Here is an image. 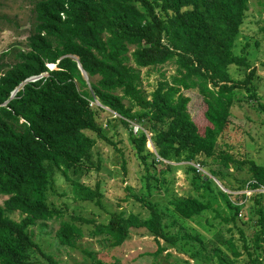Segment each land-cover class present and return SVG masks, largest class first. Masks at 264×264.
I'll list each match as a JSON object with an SVG mask.
<instances>
[{"label":"trees","instance_id":"trees-1","mask_svg":"<svg viewBox=\"0 0 264 264\" xmlns=\"http://www.w3.org/2000/svg\"><path fill=\"white\" fill-rule=\"evenodd\" d=\"M247 1H34L28 48L6 47L0 51V193L6 195L0 204V264L30 263L29 251L39 246L28 227L59 212L46 202L54 167L66 173L89 161L96 142L91 132L107 139L97 118L103 106L118 113L126 125L132 124L128 119L150 122L156 153L145 148L147 134L143 129L130 135L143 161L151 156L152 164H163L165 169H170L171 161H185L196 193L170 197L168 202L180 217L190 218L208 208L220 216L210 199L211 177L201 175L189 161L203 165L205 157L200 156H213L223 166L236 161L230 151H217L216 142L229 122L234 89L252 85L255 68L249 69L247 57L232 50ZM12 51L14 58L10 60ZM167 61L175 64L176 72L159 80L148 97L140 86L138 67ZM232 63L249 69L243 78L230 76L228 67ZM40 73L35 79L25 80ZM192 87H198L206 105L203 116L209 124L202 132L188 110L189 96L182 92ZM93 97H97L98 105L91 104ZM133 106L138 107L133 110ZM157 155L167 161L156 160ZM250 163L254 181L249 186L264 185V164ZM73 190L78 197L100 202L99 192L80 182L73 185ZM218 192L233 209L234 220L239 207L232 204L225 190L219 188ZM134 195L148 208V216L120 210L112 212L106 222L80 217L94 222L86 234L104 235L112 244H120L131 227H143L155 238L156 252L166 248L160 239L168 245H175L181 237L201 239L188 232L170 234L158 203ZM259 195L254 196L258 204ZM12 210L23 215L15 219L6 213ZM255 211L260 227L251 246L239 228L247 264H259L264 259V209L259 205ZM78 218L72 216L71 221L60 223L57 236L62 244L72 246L84 235L81 224L74 221ZM228 242L238 255L240 250L230 239ZM214 252L222 264L220 249ZM41 253L48 264H59L51 254ZM197 254H201L199 248L190 253L195 258Z\"/></svg>","mask_w":264,"mask_h":264},{"label":"rangeland","instance_id":"rangeland-1","mask_svg":"<svg viewBox=\"0 0 264 264\" xmlns=\"http://www.w3.org/2000/svg\"><path fill=\"white\" fill-rule=\"evenodd\" d=\"M34 1L0 0V51L6 47L28 48L27 37L34 20ZM247 4L232 50L247 57L251 64L249 69L255 68L251 77L252 85L234 89L229 122L216 142L217 151H230L236 161L223 166L213 156L199 157H205L204 171L200 173L212 179L210 199L220 216L208 208L190 218L180 217L168 200L175 194L184 196L196 193L190 182V171L185 169V161H171L170 169H165L160 163L152 164L151 156L143 161L135 152L130 135L131 131L134 132L133 124H137L135 132L143 129L147 134L145 148L156 153L150 138L154 132L149 129L150 122L128 119L132 124L126 125L118 113L103 106L97 118L107 139L91 132L96 142L91 148L89 161L84 160L81 166H73L66 173L54 167L46 202L59 212L48 219L37 220L28 227L41 251L51 254L59 264H219L214 252L219 248L224 258L222 264H247L248 255L242 246L239 228L243 230L248 244H253L254 232L260 227L256 222L258 213L255 210L259 205L264 209V189L246 186L254 181L250 160L264 164V0H248ZM156 9L162 16L166 15L159 6ZM13 54L12 51L8 59L13 60ZM138 69L140 86L148 97H151V91L159 80L169 78L176 72L175 64L171 61ZM249 69L236 63L228 67L233 79L243 78ZM182 92L189 96L188 110L202 132L204 126L209 124L203 116L206 107L203 95L198 87L182 89ZM98 102L97 97L91 99L93 106L98 105ZM137 107L133 106V110ZM211 170L217 173L213 174ZM76 182L97 190L100 202H96V198L78 197L73 190ZM239 184L245 185L239 187ZM219 188L231 190L228 197L232 204L239 207L232 221L233 209L219 194ZM134 194L158 203L163 211L165 228L170 234L188 232L201 239L181 237L175 245H168L160 239L166 248L156 252L155 238L143 227H131L120 244H112L111 239L104 235L86 234L94 222H85L80 217L106 222L112 212L120 210L148 216V208ZM258 194L260 204L254 199ZM5 198L6 195L0 193V204ZM6 213L15 219L23 215L18 210ZM72 216L79 217L74 221L81 224L85 233L70 246L59 241L57 229L63 220L71 221ZM222 216L230 219L224 220ZM228 239L240 250L238 255L232 252ZM198 248L201 254H197V258L192 257L190 253ZM39 249L29 251V264H48ZM259 264H264V259Z\"/></svg>","mask_w":264,"mask_h":264},{"label":"built area","instance_id":"built-area-1","mask_svg":"<svg viewBox=\"0 0 264 264\" xmlns=\"http://www.w3.org/2000/svg\"><path fill=\"white\" fill-rule=\"evenodd\" d=\"M3 49H5V48H3ZM2 49V50H3ZM1 50V51H2ZM42 74L40 73V74H36V75H31V76H29V77H27V78H29V79H27V78H25V79H27V80H30V79H35V78H37V77H39V76H41ZM16 89H14V90H12V92H11V94H13L14 93V91H15ZM138 129V125L137 124H133V130H134V132L136 131ZM156 159H162L163 161H167L166 159H163V158H161L160 156H158L157 155V157H156ZM194 166H195V168H196V171H198V172H203L204 171V168H203V165H201L199 162H197V161H192L191 162ZM251 181V180H250ZM249 184H246V186H248ZM258 186H260L262 189H264V185H262V184H259ZM225 189V191L228 193V192H231V190L230 191H228L227 190V188H224Z\"/></svg>","mask_w":264,"mask_h":264},{"label":"water","instance_id":"water-1","mask_svg":"<svg viewBox=\"0 0 264 264\" xmlns=\"http://www.w3.org/2000/svg\"><path fill=\"white\" fill-rule=\"evenodd\" d=\"M78 66L80 67V69L82 71V74L85 76V78H87V73L84 71V69H82V67L80 66V64H78ZM27 79H29V78H27ZM27 79H25V80H27Z\"/></svg>","mask_w":264,"mask_h":264}]
</instances>
